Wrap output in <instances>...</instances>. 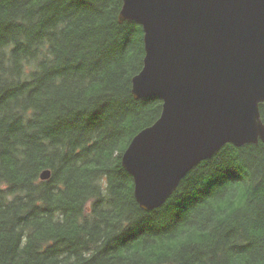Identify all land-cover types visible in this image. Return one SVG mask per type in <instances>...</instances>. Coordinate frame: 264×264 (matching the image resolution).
Here are the masks:
<instances>
[{
	"label": "trees",
	"instance_id": "16d2710c",
	"mask_svg": "<svg viewBox=\"0 0 264 264\" xmlns=\"http://www.w3.org/2000/svg\"><path fill=\"white\" fill-rule=\"evenodd\" d=\"M122 5L0 0V264H264L261 141L136 201L122 155L163 101L132 93L144 31Z\"/></svg>",
	"mask_w": 264,
	"mask_h": 264
},
{
	"label": "water",
	"instance_id": "95a60500",
	"mask_svg": "<svg viewBox=\"0 0 264 264\" xmlns=\"http://www.w3.org/2000/svg\"><path fill=\"white\" fill-rule=\"evenodd\" d=\"M122 1L119 21L144 31L132 93L163 101L122 155L136 201L152 211L226 144L264 143V0Z\"/></svg>",
	"mask_w": 264,
	"mask_h": 264
}]
</instances>
